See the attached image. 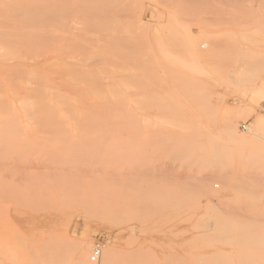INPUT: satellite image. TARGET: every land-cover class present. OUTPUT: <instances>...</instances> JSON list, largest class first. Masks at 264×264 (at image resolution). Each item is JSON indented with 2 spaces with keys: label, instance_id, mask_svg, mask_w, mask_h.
Listing matches in <instances>:
<instances>
[{
  "label": "rangeland",
  "instance_id": "374dc122",
  "mask_svg": "<svg viewBox=\"0 0 264 264\" xmlns=\"http://www.w3.org/2000/svg\"><path fill=\"white\" fill-rule=\"evenodd\" d=\"M0 4L2 41H9L4 30L20 31L16 42L26 39L28 48H48L44 56L38 55L24 43L19 52L15 46L20 44L11 42L14 34L0 44L18 49L21 59L23 51L31 52L24 60L16 62L15 56L8 62L22 64L19 69L27 72L22 75L17 67L19 72L9 71V80L12 71L20 73V80L11 79L13 85L30 81L36 87L39 79L29 76L39 71V76L44 74L41 82L56 89L53 94L68 97L71 109L65 107L71 113L76 107L91 112L89 103L93 110L102 109L98 114L123 115L125 123L92 122V127L74 122L75 127L52 119L56 126L53 121L51 126L36 123V129L32 124L0 125V264H264V246L258 242L264 239V0ZM55 36L57 40L51 39ZM28 38L36 44H27ZM102 60L109 62L101 65ZM53 62L60 69L55 70ZM69 65L71 69L65 67ZM89 81L98 84L90 86ZM11 87V94L4 88L9 104L16 102ZM86 95L96 100L93 105ZM77 96H84L86 103L79 104V99L76 106L72 99ZM241 207L262 221L246 225L237 245L235 222L228 225L223 214ZM226 240L235 245L234 252L225 254L224 249H230ZM97 244L102 253L93 262Z\"/></svg>",
  "mask_w": 264,
  "mask_h": 264
},
{
  "label": "bare ground",
  "instance_id": "6f19581e",
  "mask_svg": "<svg viewBox=\"0 0 264 264\" xmlns=\"http://www.w3.org/2000/svg\"><path fill=\"white\" fill-rule=\"evenodd\" d=\"M164 1V0H163ZM173 1V0H172ZM195 1V0H194ZM201 1V0H200ZM191 2H193V1H191ZM174 3V2H173ZM186 3V2H185ZM195 2H193V4H194ZM204 3V2H203ZM161 4H163V3H160V5ZM183 4V3H182ZM190 4V3H189ZM202 4V3H201ZM1 5V4H0ZM195 5V4H194ZM193 5V6H194ZM184 7L186 6V5H183ZM183 6H181V8L183 7ZM191 6V5H190ZM192 6V7H193ZM202 6V5H201ZM189 7V6H188ZM195 7V9H196V6H194ZM193 7V8H194ZM194 9V10H195ZM200 9V8H199ZM199 9H198V11H199ZM203 9V8H202ZM202 9H200V10H202ZM204 10V9H203ZM197 11V12H198ZM180 11H178V13H179ZM23 16V15H22ZM179 17V16H178ZM28 18V17H27ZM103 22V21H102ZM68 23H69V21H68ZM59 24V23H58ZM61 24V23H60ZM63 24V23H62ZM113 24V23H112ZM66 26H67V24H66ZM139 27V26H138ZM164 27V26H163ZM166 27V26H165ZM118 30V29H117ZM168 30V29H167ZM5 31H7V30H4L3 32V34H4V36L5 35H8L9 36V41H6V39H5V41L3 40L2 41V39H3V36L2 37H0V44H2V46H3V43H8V42H10V37H12L11 36V34H14L13 35V37H14V39L12 40V38H11V42L13 43V42H15V43H19V44H17V45H19V46H15V47H19V52L21 51L20 50V46L22 45H24V43H25V45H26V39H25V41H23V39H21L20 41L21 42H23L22 44L20 43V41H18L17 40V42H16V40H15V38L16 39H18L19 38V35H21L23 32H20V31H16L15 33H12V32H10L9 34H5ZM9 31V30H8ZM14 31V30H13ZM47 31V30H46ZM58 31V30H57ZM61 31V30H60ZM66 31V30H65ZM83 31V30H82ZM92 31V30H91ZM137 31H139V33H140V29L139 30H137ZM166 31V30H165ZM28 32V31H27ZM31 32V31H30ZM136 32V31H135ZM8 33V32H7ZM25 33H26V31H25ZM46 33V32H45ZM50 33H51V30H50ZM72 33V32H71ZM76 33V32H75ZM89 33V32H88ZM92 34L94 33V31L93 32H91ZM95 33H98V31H96ZM121 33V32H120ZM123 33V32H122ZM27 34V33H26ZM32 34H33V31H32ZM32 34L30 35L29 34V36H32ZM90 34V33H89ZM124 34V33H123ZM127 34V33H126ZM0 35H1V33H0ZM15 35H16V37H15ZM49 35H51V34H49ZM53 35V34H52ZM74 35V34H73ZM85 35V34H84ZM100 35H103L102 33H100ZM122 35V34H121ZM125 35V34H124ZM134 35V34H133ZM139 35V34H138ZM137 35V36H138ZM8 36H5V37H8ZM25 35H23V36H21V37H24ZM54 36V35H53ZM52 36V37H53ZM78 36V35H77ZM105 36H107V34L105 35ZM110 36H111V34H110ZM18 37V38H17ZM26 37H27V35H26ZM25 37V38H26ZM39 37H40V35H39ZM45 37V36H44ZM51 36H49V38H50ZM58 37V36H57ZM73 37H75V35L73 36ZM80 37V36H79ZM78 37V38H79ZM101 37V36H100ZM103 37V36H102ZM140 37V36H139ZM32 39H33V37H31ZM84 38V37H83ZM83 38H81L82 40H83ZM95 38V37H94ZM94 38H93V40H94ZM104 38H106V37H104ZM103 38V39H104ZM115 38V36L113 37V39ZM121 38V37H120ZM51 39H56V36H55V38H51ZM85 39H87V38H85ZM101 39V41L103 40L102 38H100ZM100 39H98L99 41H100ZM109 39V38H108ZM108 39H106V40H108ZM123 39V38H122ZM122 39H120V40H122ZM127 39V38H126ZM128 39H129V37H128ZM138 39V38H137ZM15 40V41H14ZM30 39L28 38V43L27 44H29V42H30V44H34L35 42L33 41L32 42V40L31 41H29ZM45 40V39H44ZM57 40V39H56ZM55 40V41H56ZM63 40H65V39H63ZM105 40V41H106ZM110 40V39H109ZM117 41H118V39H116ZM115 39H114V43L113 44H115V41H116ZM136 40V39H135ZM38 41V40H37ZM73 41H75V40H73ZM79 41V40H78ZM77 41V42H78ZM89 41H91V40H89ZM104 41V40H103ZM112 40H110V42H111ZM122 41H124V40H122ZM3 42V43H2ZM32 42V43H31ZM44 42V41H43ZM76 42V43H77ZM84 42V41H83ZM93 42V41H92ZM92 42H89V43H92ZM96 42V41H95ZM98 42V41H97ZM113 42V41H112ZM119 42V41H118ZM130 42V41H129ZM135 41H133L132 43H134ZM139 42V41H138ZM6 43V44H7ZM40 43V42H39ZM46 43H47V40H46ZM45 43V45H47ZM51 43H53V42H51ZM117 43V42H116ZM125 44V42H122V44ZM136 43V42H135ZM14 44V43H13ZM36 44V43H35ZM81 44V43H80ZM84 44V43H83ZM100 44V43H99ZM41 45V44H40ZM53 45V44H52ZM56 45H57V43H56ZM61 45V44H60ZM96 45V44H95ZM101 45V44H100ZM107 45V44H106ZM110 45H111V43H110ZM116 45V44H115ZM121 45V44H120ZM138 45V44H137ZM9 44L5 47V48H3V47H1V45H0V84H1V81H2V86H0V125L2 126V128H5L4 127V125L5 126H7V124H24V125H28V124H32L33 125V128L34 129H36V127H34L35 125H36V123H39V124H43V125H45L46 123H49V122H51V121H53L54 119L56 120V122H57V125L60 123V124H63L64 125V123H72L73 122V124H74V126L76 125L74 122H76V123H78V122H80L79 124L81 125V123H83V122H87L86 124L87 125H93V123L92 122H95L94 124H98L97 122H99V123H103V125H104V123L106 124L107 123V125H108V123L110 124V122H113V123H115V121L118 123L117 125H119L120 123V121L123 119V115H121L120 116V118H119V114L117 115V114H113L114 116L116 115V117H114L112 114H110V113H106L105 114V112L103 111V113L104 114H101L102 113V111H100L101 113L100 114H98L97 113V109H94L93 110V108H95V106H91L89 103V105L87 104V107H88V109L91 111V108H92V111L91 112H89V110L88 109H86V110H88L87 112H89V113H85V111H83V109H81V107L79 108H77L76 107V109H75V111H74V114H73V112L71 113V111H73V110H71V111H69V107L72 105H70V102H69V99H66V98H68L65 94H63V93H61V95L60 96H58V95H56L59 91H57V93L56 94H53V92L56 90L55 88V90L53 91L52 90V88H49V87H46V85H44L41 81H43V75H42V77L41 76H39V74H40V72L39 71H37V73H39L38 75L36 74V75H34V73H36V71L35 72H33V73H30V78L33 80V79H36L37 81H38V79H39V81L41 82V84L40 85H38V83H40V82H38L37 83V86L36 87H33L32 85L33 84H31L30 85V81H27V83L26 84H24L22 81L20 82V83H17L16 85H13L12 83H13V81H11V79H14V81L15 80H18L19 79V76H18V74H20V73H16V72H19V71H21L22 69H19V68H22V64L20 65V63H19V65L17 64V65H15V67L14 66H12V65H10V63H8V62H13L14 61V58H15V56H18V52H17V50L15 49V47H13L12 49H11V47L12 46H10V49H9ZM21 46V47H22ZM32 46V45H31ZM31 46H29V48L31 47ZM36 46H39V45H36ZM36 46H32L33 48H35L34 50H37L36 52L38 53V55L41 53V55H43L44 56V51H45V49H48V48H45V47H43V49L41 50V48H42V45L41 46H39V47H36ZM43 46H44V44H43ZM48 47H49V45H47ZM55 46V45H54ZM59 46V45H58ZM61 46H63V45H61ZM85 46V45H84ZM102 46V45H101ZM104 46H105V43H104ZM117 46V45H116ZM116 46H114V47H116ZM122 46V45H121ZM120 46V47H121ZM28 48V45H26L25 46V48ZM41 47V48H40ZM96 47V46H95ZM125 47H127V46H125ZM9 50H8V49ZM24 48V49H25ZM28 48V49H29ZM39 48V49H38ZM45 48V49H44ZM56 48V47H55ZM62 48V47H61ZM70 48V47H69ZM97 48V47H96ZM99 48V47H98ZM118 48V47H117ZM123 48V47H122ZM129 48V47H128ZM127 48V49H128ZM138 48V47H137ZM15 49V52L17 53H14V50ZM22 49V48H21ZM50 49H51V44H50ZM63 49V48H62ZM61 49V50H62ZM89 49V48H88ZM121 49V48H120ZM134 49V48H133ZM140 49V48H139ZM27 50V49H26ZM32 50V48L30 49V51ZM38 50L40 51V52H38ZM72 50V49H71ZM78 50H79V48H78ZM85 50V49H84ZM84 50L82 49L81 51H83L84 52ZM94 50V49H93ZM102 50V49H101ZM122 50V49H121ZM124 50V49H123ZM136 50V49H135ZM53 51V50H52ZM57 50L55 49L54 50V54H55V52H56ZM59 51H60V49H59ZM77 51V50H76ZM80 50H79V52L80 53H82V54H85V53H83V52H81ZM86 51V50H85ZM112 51H113V49H112ZM134 51V50H133ZM24 53H21V57L23 56V54H24V56H26V54L25 53H27L28 55L31 53V52H29V50H27V52L26 51H23ZM50 51H48V53H49ZM88 53H89V51H87ZM35 53V52H34ZM100 53V52H99ZM119 53V52H118ZM121 53V52H120ZM134 53V52H133ZM76 54H77V52H76ZM123 54V53H122ZM130 54H132V53H130ZM135 54H137V53H135ZM27 55V56H28ZM35 55H36V53H35ZM34 55V56H35ZM38 55H37V58H38ZM40 55V56H41ZM60 54H59V52H58V55L57 56H59ZM64 55V54H63ZM74 55V54H73ZM72 55V56H73ZM94 55H96V53H94ZM134 55V54H133ZM133 55H131V56H133ZM24 56H23V58L21 59V58H19V56H18V59L16 60V62H18L19 60H24ZM32 56V55H31ZM40 56H39V60H40ZM72 56H70V58L72 59V60H74V58H72ZM77 56V55H76ZM97 56V58L99 59V57L100 56H98V55H96ZM101 56H103L102 54H101ZM110 56V55H109ZM131 56H129V57H131ZM152 56H153V54H152ZM36 57V56H35ZM74 57H75V55H74ZM83 57V56H82ZM135 57V56H134ZM13 58V59H12ZM102 58V57H101ZM101 58H100V60H101ZM104 58V57H103ZM126 58H128V56H126ZM132 58V57H131ZM154 58V60L156 59L155 57H153ZM11 59V60H10ZM16 59V58H15ZM31 59H33L32 57H31ZM35 59V58H34ZM76 59V58H75ZM84 59V58H83ZM104 59H106V58H104ZM137 59V58H136ZM29 60H30V58H29ZM38 60V59H37ZM70 60V59H69ZM82 60V59H81ZM85 60V59H84ZM119 60V59H118ZM122 60V59H121ZM120 60V61H121ZM133 61H134V59H132ZM131 60V61H132ZM83 61V60H82ZM105 62L107 61V60H104ZM103 60H102V64L101 65H103V63L105 64V62H104ZM114 61H115V59H114ZM135 61H137V60H135ZM81 62V61H80ZM79 62V63H80ZM88 62V61H87ZM90 62V61H89ZM100 62V61H99ZM107 62H109V61H107ZM116 62V61H115ZM152 62H154V61H152ZM54 64H52L51 63V66L52 67H58V66H60V65H58V66H56L57 64H58V62H53ZM95 63V62H94ZM93 63V64H94ZM124 63V62H123ZM145 63V62H144ZM45 64V63H44ZM49 64V63H48ZM59 64H61V63H59ZM99 64V63H98ZM107 64V63H106ZM105 64V65H106ZM125 64V63H124ZM138 64H139V62H138ZM27 64H25V66H26ZM46 66H47V63L45 64ZM89 65V64H88ZM137 65V64H136ZM30 66V65H29ZM46 66H44L43 65V69H47L46 68ZM87 66V65H86ZM99 66V65H98ZM112 66V65H111ZM115 66V65H114ZM127 66H128V63H127ZM132 66V65H131ZM18 68V70L19 71H17V70H15L14 68ZM64 67V66H63ZM66 68H70V65H69V67H67V66H65ZM120 67V66H119ZM51 68V67H50ZM75 68V67H74ZM137 68V67H136ZM159 68V67H158ZM12 69H14V71H16V72H13L12 71V74L13 75H11L10 77H11V79L9 80V71H11ZM49 69V68H48ZM56 69H60V67H58V68H55V70ZM62 69V68H61ZM71 69V68H70ZM73 69V68H72ZM76 69V68H75ZM123 69H125V68H123ZM128 69H130V68H128ZM65 70H67V69H65ZM64 70V71H65ZM74 70V69H73ZM73 70H71V72H70V75L71 76H73L74 74L72 73V72H74ZM82 70V69H81ZM115 70V69H114ZM23 71H25V70H23ZM23 71H21L22 73V75H24L25 74V72H23ZM50 71V70H49ZM52 71H53V68H52ZM58 72H60L59 70H57ZM68 71H70V70H68ZM77 71V70H76ZM89 71V70H88ZM87 71V72H88ZM102 71V70H101ZM103 71H104V69H103ZM116 71V70H115ZM124 71V70H123ZM126 71V70H125ZM128 71V70H127ZM126 71V72H127ZM131 71H133V70H130L129 72H131ZM55 72V71H54ZM57 72V73H58ZM80 72V71H79ZM91 72H94V71H92L91 70ZM97 72H99V71H97ZM15 73H16V75H15ZM64 73V72H63ZM78 73V72H77ZM84 73V72H83ZM83 73H82V75H80V76H82L83 77V79H84V77H85V75L83 76ZM101 73V72H100ZM106 73V72H105ZM124 73V72H123ZM137 73V72H136ZM136 73H134V74H136ZM56 74V73H55ZM65 74L67 75H69V72L67 73V72H65ZM127 74V73H126ZM141 74V73H140ZM25 75H27V72H26V74ZM69 75V76H70ZM102 75H103V72H102ZM106 75V74H105ZM13 76H15L14 78H13ZM21 76V75H20ZM64 76V75H63ZM75 76H76V74H75ZM74 76V77H75ZM88 76L90 77V73L88 74ZM93 76H94V73H93ZM110 76V75H109ZM138 76V75H137ZM18 77V78H17ZM22 77V80L23 79H25V78H23V76H21ZM27 77V76H26ZM45 77V76H44ZM78 77H79V74H78ZM87 77V76H86ZM85 77V78H86ZM88 77V78H89ZM96 77V76H95ZM129 77H131V75L129 76ZM5 78H6V80H5ZM17 78V79H16ZM28 78V77H27ZM86 79V81L87 80H90V79ZM117 78V77H116ZM121 78V77H120ZM119 77H118V79H120ZM125 78V77H124ZM128 78V77H127ZM135 78V77H134ZM30 79V80H31ZM45 79V78H44ZM76 79V78H75ZM78 79V78H77ZM76 79V80H77ZM83 79H81V82L82 83H84L82 80ZM92 79V78H91ZM99 79V77L97 78V80ZM122 79V78H121ZM138 78H136V79H134V80H137ZM139 79H140V77H139ZM20 80V79H19ZM28 80V79H27ZM36 80L35 81H33V82H36ZM59 80V79H58ZM58 80H56V81H58ZM71 80V82L72 81H74V79H73V77H72V79H70ZM94 80V82H95V79H93ZM101 80H103V79H101ZM100 79H99V81H97V82H100L101 81ZM105 80V79H104ZM108 80H109V82H110V80L112 81V79H111V77H110V79H109V77H108ZM107 79L105 80V83L108 81ZM123 80V79H122ZM125 81H124V83L125 84H127L128 82L126 81V79H124ZM131 80V79H130ZM132 80H133V78H132ZM11 81V82H10ZM47 81H49V80H47ZM50 82V81H49ZM60 82H61V80H60ZM59 82V83H60ZM70 82V81H69ZM77 81H75L74 83H76ZM90 82V84H91V82H93V81H89ZM89 82H85V83H89ZM93 82V83H94ZM95 83L96 85L98 84V83ZM103 82V81H102ZM133 82V81H132ZM131 82V83H132ZM62 84H63V81L61 82ZM101 83V82H100ZM113 83V82H112ZM133 83H135V84H137L135 81L133 82ZM138 83H140V82H138ZM94 84V85H95ZM107 84V83H106ZM89 85V84H88ZM94 85H90V86H94ZM103 85V84H102ZM109 85H112V84H110L109 83ZM130 85V84H129ZM134 85V84H133ZM139 85V84H138ZM141 85V84H140ZM12 86V87H11ZM48 86V85H47ZM53 86V85H52ZM69 86V85H68ZM118 86V85H117ZM137 86V85H136ZM2 87V88H1ZM10 87L13 89L12 90V93L14 94V97H15V99H16V102H13V103H11L10 102V104L8 103V101H7V98H6V94H7V91L6 90H4V88H6L7 90H8V92H10V94H11V90H10ZM63 87V86H62ZM73 87V86H72ZM79 87V86H78ZM95 87V86H94ZM93 87V88H94ZM108 87V86H107ZM123 88H125L124 86H122ZM63 88H65V87H63ZM103 88H104V86H103ZM112 88V87H111ZM116 89H119V88H117V87H115ZM141 88H143L142 86H141ZM140 88V89H141ZM49 89L50 90H52L51 91V93H48V91H49ZM72 89V88H71ZM89 90H90V88H88ZM139 89V88H138ZM19 90H21V93H20V91ZM65 90V89H64ZM68 90V89H67ZM74 90H75V88H74ZM80 90H82V89H80ZM99 90V89H98ZM100 90H102V89H100ZM99 90V91H100ZM104 90V89H103ZM102 90V91H103ZM121 90V89H120ZM72 91V90H71ZM99 91H95V93L98 95L99 94ZM111 91H113V89L111 90ZM118 91V90H117ZM132 91V90H131ZM131 91H129V89H128V92L130 93ZM67 92V91H66ZM98 92V93H97ZM104 92V91H103ZM102 92V93H103ZM119 92V91H118ZM117 92V93H118ZM136 93H137V91H135ZM55 93V92H54ZM72 93V92H71ZM70 93V94H71ZM75 93H76V90H75ZM75 93H73V95L76 97V95H75ZM78 93H79V91H78ZM81 93V92H80ZM85 93H87V92H85ZM113 93V96H115V94H114V92H112ZM116 93V94H117ZM122 93V92H121ZM124 93V92H123ZM134 93V92H133ZM77 94V93H76ZM63 95H65V96H63ZM72 95V96H73ZM81 95V94H80ZM93 95V94H92ZM121 95V94H120ZM131 95V94H130ZM132 95H134V94H132ZM68 96H69V94H68ZM73 96V97H74ZM89 96V98L87 97V95H86V97L88 98V99H90V95H88ZM100 96H102V95H99V96H97V98H99ZM113 96H111V97H113ZM123 95H121V97H122ZM125 96V95H124ZM18 98V104L19 105H15L14 103H17V98ZM64 97H66V98H64ZM78 97V100L76 99V101H75V99H72L71 101L72 102H76V106L77 105H79V104H82L83 102V105L86 103L85 101H86V99H85V101H83L84 100V96H77ZM92 97V96H91ZM126 97V96H125ZM141 97V96H140ZM69 98H71V96L69 97ZM83 98V100H81ZM103 98V97H102ZM101 98V99H102ZM120 98V97H119ZM81 101H80V100ZM100 99V98H99ZM108 99V98H107ZM115 99V98H114ZM118 99V98H117ZM116 99V100H117ZM135 99V98H134ZM11 100V99H10ZM116 100H115V102H116ZM131 100V99H130ZM136 100V99H135ZM139 100V99H138ZM77 101H80V103L78 104L77 103ZM90 101H91V99H90ZM89 101V102H90ZM93 101H94V99H93ZM93 101H91V104H92V102ZM96 101V100H95ZM94 101V102H95ZM120 101V100H119ZM124 102H125V100H123ZM133 101V100H132ZM132 101H131V103H132ZM137 101V100H136ZM102 102V101H101ZM122 102V101H121ZM139 103V101H137L136 103H134V105L135 104H138ZM65 104H66V106H67V104H69V107L68 108H66L65 107ZM75 104V103H74ZM97 104V103H96ZM95 103H94V105H96ZM110 104H112V103H110ZM119 104H121V103H119ZM119 104H117V105H119ZM152 104V103H151ZM3 105H6L7 106V108H3ZM93 105V104H92ZM123 105H124V103H123ZM99 106V105H98ZM121 106V105H120ZM125 106V105H124ZM123 106V107H124ZM129 106V105H128ZM137 106V105H136ZM150 106V105H149ZM152 106V105H151ZM85 108H86V106H84ZM91 107V108H90ZM100 107H102V105L100 106ZM99 107V108H100ZM109 107V106H108ZM138 107H139V105H138ZM148 107V106H147ZM5 109V110H3V109ZM65 108V109H64ZM83 108V107H82ZM85 108H84V110H85ZM106 108V107H105ZM105 108H103V110L105 109ZM121 107H119V108H117V109H120ZM67 109H68V111H67ZM70 109H71V107H70ZM101 109V108H100ZM100 109H98V111L100 110ZM113 109V108H112ZM124 109H125V107H124ZM130 109V108H129ZM129 109H127L128 111H129ZM136 109H138V108H136ZM148 109V108H147ZM63 110H65V111H63ZM96 110V111H95ZM102 110V109H101ZM109 110H110V108H109ZM106 111V110H105ZM130 111H131V109H130ZM140 111V110H139ZM116 112V111H115ZM125 112V111H124ZM124 112L122 111V114H124ZM133 112V111H132ZM141 112V111H140ZM68 113V114H67ZM71 113V114H70ZM117 113H118V111H117ZM127 113V112H126ZM72 114H73V116H72ZM120 114H121V111H120ZM128 114V113H127ZM129 114H130V112H129ZM134 114V113H133ZM132 114V115H133ZM69 115H71V116H69ZM135 116V115H134ZM114 117V118H113ZM127 117V116H126ZM125 118V117H124ZM53 119V120H52ZM129 119V118H128ZM127 119V120H128ZM132 119V118H131ZM135 119V118H134ZM137 119H139V117L137 118ZM261 120L260 121H262V120H264V118H260ZM137 121V120H136ZM136 121H134V122H136ZM54 122V121H53ZM51 122V124H55L54 126H56V123L54 122ZM88 122L90 123L91 122V124H88ZM122 122V124H125V123H123V121H121ZM133 122V123H134ZM138 122V121H137ZM129 123V122H128ZM42 124H41V127H42ZM50 124V123H49ZM51 124H50V126H51ZM59 124V125H60ZM72 124V125H73ZM79 124H77L78 126H79ZM84 124V123H83ZM82 124V125H83ZM85 124V125H86ZM116 124V123H115ZM114 124V125H115ZM130 124V123H129ZM173 124V123H172ZM48 125V124H47ZM84 125V126H85ZM86 125V126H87ZM99 125V124H98ZM181 125V124H180ZM14 126V125H13ZM20 126V125H19ZM53 126V127H54ZM85 126V127H86ZM100 126V125H99ZM124 126V125H123ZM136 126V125H135ZM11 126H9V128H10ZM15 127V126H14ZM57 127H59V126H57ZM76 127V126H75ZM93 127V126H92ZM98 127V126H97ZM109 127V126H108ZM107 127V128H108ZM187 127V126H186ZM189 127V126H188ZM1 128V129H2ZM38 128V127H37ZM65 128H67L66 126H65ZM79 128V127H78ZM105 128V127H104ZM123 128V127H122ZM191 128V127H190ZM11 129V128H10ZM17 131L19 130L18 128L16 129ZM30 130H31V128H30ZM109 130V129H108ZM44 131V130H43ZM112 131V130H111ZM64 132V131H63ZM94 132V131H93ZM100 132H102L101 131V129H100ZM109 132V131H108ZM4 133V132H3ZM16 133V132H15ZM54 133V132H53ZM99 133V132H98ZM97 133V134H98ZM105 133V132H104ZM119 133V132H118ZM34 134V133H33ZM50 134V133H49ZM61 134H62V132H61ZM95 134V133H94ZM101 134V133H100ZM108 134H110V133H108ZM122 134H124V133H122ZM122 134H120L119 133V135H122ZM183 134V133H182ZM64 135V134H63ZM66 135V134H65ZM103 135V134H102ZM105 135V134H104ZM34 136V135H33ZM123 136V135H122ZM125 136V135H124ZM4 137V135L2 136V137H0V138H3ZM6 137V136H5ZM78 137V136H77ZM97 137V136H96ZM95 137V138H96ZM189 137V136H188ZM68 138V137H67ZM67 138H65L66 140H67ZM100 138V137H99ZM106 139V138H105ZM13 140V139H12ZM81 140V139H80ZM87 140H89V139H87ZM97 140V139H96ZM40 141H41V139H40ZM59 142V141H58ZM88 142V141H87ZM61 143V142H60ZM236 209V208H235ZM223 210V209H222ZM225 217H224V219H225V223H227L228 225L229 224H231V220L233 219V221L235 222V226H236V228H235V231L233 232V234H234V236H235V239H234V241L233 242H235V244H237V245H239V244H241V241H242V239H243V237H245V236H243V233H244V231L246 230V225H248V226H252V225H256V226H258L259 225V223L261 224V221H262V218L258 215V214H256V212H254L253 210H251V209H249V208H239V209H236V210H234V211H232L231 212V210H226L225 211V213L223 214ZM226 224V225H227ZM250 224V225H249ZM254 228H255V226H254ZM232 229V228H231ZM226 230V229H225ZM234 230V229H233ZM253 230V229H252ZM257 229H255L254 231H256ZM250 232V234L253 232H251V231H248L247 233H249ZM255 233V232H254ZM259 233V232H258ZM255 234V235H259V234ZM225 235V234H224ZM251 235H253V234H251ZM261 235V234H260ZM259 235V236H260ZM226 236H228L227 234H226ZM258 236V237H259ZM259 240H258V242L259 243H261L262 244V246H264V239H262L261 240V237L260 238H258ZM225 240V239H224ZM254 240V239H253ZM227 241V240H226ZM226 241H225V246H226ZM257 241V240H256ZM254 242V241H253ZM256 242H254V244H255ZM227 244H228V241H227ZM231 244V243H230ZM230 244H228L229 246H230V249L228 250L226 247H229V246H226L225 248L226 249H224V251L226 250L227 252H225V254L226 253H228V251H229V253H230V251L232 250L231 249V247L233 246L232 244L230 245ZM261 244H260V246H261ZM235 246V245H234ZM232 247L233 249L235 248V247ZM236 247H238V246H236ZM235 250V249H234ZM233 251V250H232ZM232 251H231V253H232ZM234 252V251H233ZM92 257H93V255L91 256V260H92ZM100 259V258H99ZM93 261V260H92ZM98 260H96V261H93V262H97ZM90 263V262H89Z\"/></svg>",
  "mask_w": 264,
  "mask_h": 264
},
{
  "label": "built area",
  "instance_id": "2783aa9c",
  "mask_svg": "<svg viewBox=\"0 0 264 264\" xmlns=\"http://www.w3.org/2000/svg\"><path fill=\"white\" fill-rule=\"evenodd\" d=\"M101 253H102L101 245L97 244L96 248H95V250L93 252L92 260L93 261L99 260V258L101 257Z\"/></svg>",
  "mask_w": 264,
  "mask_h": 264
}]
</instances>
